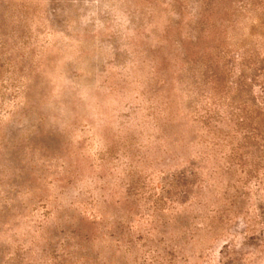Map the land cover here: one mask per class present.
<instances>
[{
	"label": "rangeland",
	"instance_id": "rangeland-1",
	"mask_svg": "<svg viewBox=\"0 0 264 264\" xmlns=\"http://www.w3.org/2000/svg\"><path fill=\"white\" fill-rule=\"evenodd\" d=\"M254 2L214 37L199 0H0V264H264V185L191 109L205 49L264 108Z\"/></svg>",
	"mask_w": 264,
	"mask_h": 264
},
{
	"label": "trees",
	"instance_id": "trees-1",
	"mask_svg": "<svg viewBox=\"0 0 264 264\" xmlns=\"http://www.w3.org/2000/svg\"><path fill=\"white\" fill-rule=\"evenodd\" d=\"M254 1L199 0L196 11L200 17L208 15L210 29H207L206 35L215 37L220 35V29L216 26L218 22L211 23L212 18L217 17L223 24L222 26L227 23L234 27L237 23L236 18L240 16L238 2L245 3L241 7L245 11L257 8ZM216 7L218 8L215 9ZM204 53V65L192 70L195 80L192 86L197 89V99L194 103L201 104L204 100H211L216 103L222 102L224 107L212 109L192 105V113L196 115L204 126L205 132L211 137V140L200 141V144L211 149L216 157L228 146L231 153L228 155L230 161L236 160L239 171L246 175L244 178L236 179L239 185L246 184L250 178H257L259 184L264 185V178L260 177L261 171L259 170L261 166L264 168V108L249 98L248 89H243V78L236 71L237 63L230 64L228 57L218 50L214 59L206 54L207 49ZM240 95L245 96L246 99L239 102L241 109H234L233 104L236 102V97ZM227 127H230V130ZM241 130H245V133L240 139L238 133ZM227 169L233 168L228 167ZM226 174H229V171Z\"/></svg>",
	"mask_w": 264,
	"mask_h": 264
}]
</instances>
